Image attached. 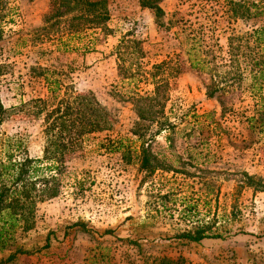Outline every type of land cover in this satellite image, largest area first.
Returning <instances> with one entry per match:
<instances>
[{"label":"rangeland","instance_id":"374dc122","mask_svg":"<svg viewBox=\"0 0 264 264\" xmlns=\"http://www.w3.org/2000/svg\"><path fill=\"white\" fill-rule=\"evenodd\" d=\"M104 1V27L66 41L64 34L57 39L62 21L50 24L46 17L48 0H0V64H6L0 73V163L42 157L44 113L36 116V98L54 103L72 91H90L109 124L65 154L54 174L57 194L35 200L30 227L16 229L0 259L19 248L27 253L6 264H158L161 258L174 264H264V191L246 186L242 176L264 181V132L249 129L241 118L253 113L258 95L250 91L242 64L240 82H230L235 64L230 68L227 52L229 36L244 44L247 33L264 27V0H231L263 10L246 19L232 15L229 0H161L158 22L137 0ZM232 9L242 13L240 6ZM62 42L75 48L62 49ZM187 50L204 58V69L190 66ZM166 60L177 72L151 78L152 66ZM158 78L168 81L162 110L172 127L145 145L168 168L140 183L131 97L150 92ZM212 81L224 88L208 97ZM116 138L123 150L104 148L105 139ZM126 149L127 162L120 155ZM199 220L214 221L211 229L220 237H173ZM76 221L87 231L71 225Z\"/></svg>","mask_w":264,"mask_h":264},{"label":"trees","instance_id":"16d2710c","mask_svg":"<svg viewBox=\"0 0 264 264\" xmlns=\"http://www.w3.org/2000/svg\"><path fill=\"white\" fill-rule=\"evenodd\" d=\"M49 9L46 13L47 19H53L52 23L61 22L64 28L57 39L61 40V36L65 35V40L69 41L76 37L80 32L87 29H102L105 21L108 19V12L105 7L104 0H48ZM161 0H137L142 8L149 9L155 21L161 18L163 10L160 6ZM229 5L240 6L242 13L237 14L230 8L232 15L246 19L257 14H261L263 10L258 4L253 2L236 3L229 0ZM238 36H229L227 38V52L229 56V64L232 68L235 64V70L230 74V82H240L241 76L238 72L239 64L244 66V71L248 73L250 82L249 89L253 93H257V100L253 103V113L249 116L241 115L242 121L247 124L248 128L258 127L259 131L264 132V95L261 94L264 87V52L261 42L264 43V27H257L246 34V43L240 44L234 42ZM248 40H252L249 45ZM128 42L136 43L137 40L128 39ZM89 42V41H87ZM86 48L87 44L85 45ZM75 48L70 46L68 42H62V49ZM188 61L193 68L204 69L206 61L204 58L192 57L187 50ZM207 53V52H205ZM6 64H0L1 68ZM177 66L169 60L161 61L152 66L149 74L151 78L156 77L159 72H166L172 76L177 72ZM167 78H161L152 81L153 87L150 92L134 94L131 100L134 104L136 120L130 129L132 135L140 141L137 150H134V157L138 165V171L141 173L139 182L143 183L151 176L155 170L167 166L161 165L160 160L155 154L149 151L146 141L162 131L165 127H172L169 120L163 116L162 106L167 99L166 90H168ZM56 87V82L52 81ZM227 84V82L225 81ZM211 87L206 90V95L211 97L215 91L223 89L224 86L212 81ZM51 96V95H50ZM53 98V96H51ZM221 111L224 109L223 103ZM0 104V113L3 111ZM41 112L44 113L42 128L40 129L44 137V145L42 148V157L40 159L23 158L19 161L11 162L10 159L6 163H0V250L4 248L14 236L17 228L21 230L28 229L32 223L35 200H45L57 194V182L55 173H59L65 154L74 152L81 147L83 138L94 132L107 129L108 113L105 108L96 100L90 91L86 92H70L65 97H60L54 103L48 102L44 98H36V116ZM107 146L105 149H113L116 151L123 150L122 140L116 138L114 140L105 139ZM126 147V146H125ZM129 149V148H128ZM120 152L121 158L126 162L129 161V150ZM43 160L42 166L38 163ZM36 163V166L33 165ZM38 170H45V173L38 174ZM8 174L6 180H2L3 174ZM36 175V178H34ZM245 185L253 186L254 189L264 191V181L253 180L251 176L243 173ZM205 183L206 182H202ZM167 194L158 193L159 198H163ZM188 213H193V206L186 208ZM214 222V221H213ZM210 224L204 220H199L192 229H184L175 234V238L185 239L190 242H198L203 238H218L220 232L212 230ZM71 225L80 227L83 231L84 225L81 222H74ZM104 233H109L105 230ZM47 237L43 247L47 246ZM27 253L19 248L9 253L5 258L0 259V264L10 262L16 254ZM174 264L171 260L161 258L158 264Z\"/></svg>","mask_w":264,"mask_h":264},{"label":"crops","instance_id":"0c3cea01","mask_svg":"<svg viewBox=\"0 0 264 264\" xmlns=\"http://www.w3.org/2000/svg\"><path fill=\"white\" fill-rule=\"evenodd\" d=\"M203 239H207V238H203Z\"/></svg>","mask_w":264,"mask_h":264}]
</instances>
